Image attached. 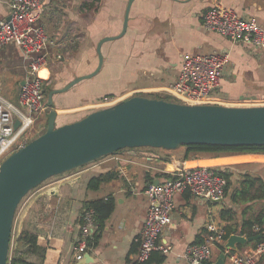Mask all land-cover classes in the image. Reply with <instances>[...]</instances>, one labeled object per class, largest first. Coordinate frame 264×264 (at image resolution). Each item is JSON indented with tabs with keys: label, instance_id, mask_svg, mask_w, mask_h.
Returning a JSON list of instances; mask_svg holds the SVG:
<instances>
[{
	"label": "crops",
	"instance_id": "1",
	"mask_svg": "<svg viewBox=\"0 0 264 264\" xmlns=\"http://www.w3.org/2000/svg\"><path fill=\"white\" fill-rule=\"evenodd\" d=\"M9 1L0 0V18L8 14ZM97 1L50 0L41 16L40 23L45 29L47 27L48 35L56 43L47 48L49 69L55 63V54L61 50L58 48L59 44L64 43L51 32V22H54V28L58 19L63 24L68 22L65 32L68 35L71 34L69 32H76L71 39L73 43L79 39L76 53L72 43V46L65 48L67 50L59 60L66 68L56 76L67 83L74 76L92 72L98 63V41L104 36L117 35L122 30L128 0H101L100 6L94 7V2ZM69 2L75 7L72 10L65 7ZM216 4L232 8L240 16L254 18L264 28V0H133L125 33L101 45L103 64L100 71L95 76L78 82L66 92L53 96L57 125L86 115L91 111L87 106L98 97L109 94L118 101L144 92V89L162 90L176 81L186 54H228L221 79L220 96L236 98L244 93H263L264 49L234 42L204 28L203 14ZM81 27L84 32H79ZM71 50L74 54L70 57ZM25 65L23 56L15 45L10 44L0 51V92L11 101L17 100L25 75ZM47 92L45 91L46 100ZM40 128L39 125L38 129ZM170 152L173 154L165 158L150 155L145 157L144 162L131 160L143 168L141 175L139 171L129 172L125 162L124 171L120 174L116 170L117 164L100 162L94 166L78 168L71 176L65 173L46 180L36 191L30 193L25 208L19 213L16 210L12 233L15 232L17 237L22 230H28L36 235L37 244L44 248L41 264H75L73 252L79 237L83 203L106 199L111 195L114 198V209L98 232L99 237L94 238L93 235L89 238L86 252L89 256H86L85 264H127L137 252L138 244L135 239L142 229L148 206L143 191L147 185L155 179L160 180L175 165L214 164L218 169L231 174L232 183L223 200L203 201L188 192L176 195L172 224L157 240L166 251H154L163 255L160 264H190L184 257V250L190 244L203 241L205 225L210 218L220 223L223 229L229 224L236 228L233 233L245 235L239 230L242 220L254 218V205L264 201H233L232 190L238 187L241 176L245 173L264 180V153L232 154L220 156L221 158L200 156L184 160L180 158L183 155L181 151ZM88 171L97 174L115 171L118 177L114 179L116 183L112 180L105 181L98 189L92 190L87 188L89 176L83 177ZM77 175L78 179L74 183H67ZM222 209H232L230 221L220 218ZM253 244L254 242H249L240 247V250L248 249ZM23 249L21 247L20 250ZM216 251L219 254L222 250L215 247L213 254ZM24 259L33 264L40 262L31 253H25Z\"/></svg>",
	"mask_w": 264,
	"mask_h": 264
},
{
	"label": "built area",
	"instance_id": "2",
	"mask_svg": "<svg viewBox=\"0 0 264 264\" xmlns=\"http://www.w3.org/2000/svg\"><path fill=\"white\" fill-rule=\"evenodd\" d=\"M49 3L50 0H10L8 14L0 18V51L13 44L26 63L25 81L20 86L17 100L11 101L0 92V163L8 154L33 138L32 134L38 130L35 125L40 122L41 115L49 111L45 94L50 80L47 48L55 43L40 23ZM202 23L206 30L234 42L264 49V28L254 18L240 16L232 8L217 4L211 6L204 12ZM60 56L57 54L58 58ZM227 61L228 54L225 52L186 54L178 78L162 90L182 103L223 104L224 99L219 92ZM124 162L121 159L114 162L117 166L120 165L121 172L124 171ZM77 177L78 175L73 176L72 179ZM225 185L226 179L214 164L175 165L166 171L158 183L148 184L143 190L148 200L146 215L139 236L135 239L138 244L137 252L127 264H147L154 250L166 251L157 240L172 224L176 195L188 192L203 201L220 202L225 196ZM97 229L95 209L84 208L73 252L74 261L80 260L87 252L89 238ZM205 229L203 241L190 244L184 250V257L190 264L212 260L213 249L225 242V231L215 219L210 218ZM252 232L262 235V239L240 253L224 249V264L258 263L264 254V224L253 225Z\"/></svg>",
	"mask_w": 264,
	"mask_h": 264
},
{
	"label": "water",
	"instance_id": "3",
	"mask_svg": "<svg viewBox=\"0 0 264 264\" xmlns=\"http://www.w3.org/2000/svg\"><path fill=\"white\" fill-rule=\"evenodd\" d=\"M132 1H127L121 32L98 41L96 68L87 74L74 76L63 87L49 90L46 100L49 111L44 131L8 154L0 163V264H8L14 216L22 198L54 176L123 149L149 147L168 151L183 144L264 145L263 104H187L134 94L92 110L77 120L57 125L53 96L66 92L100 71L103 64L101 45L125 33ZM119 166L116 170L120 174ZM153 183H158V179ZM257 238L258 235L231 233L225 239L223 249L240 253V247ZM86 256L89 254L85 253L75 264H85ZM225 258L222 250L210 264H224Z\"/></svg>",
	"mask_w": 264,
	"mask_h": 264
},
{
	"label": "trees",
	"instance_id": "4",
	"mask_svg": "<svg viewBox=\"0 0 264 264\" xmlns=\"http://www.w3.org/2000/svg\"><path fill=\"white\" fill-rule=\"evenodd\" d=\"M48 86V85H47ZM46 86V90H47ZM139 95L151 94L146 92H138ZM153 97L164 98L172 100L171 95L165 94L164 97H160V94H152ZM106 97H111V95H106ZM150 97V96H149ZM184 152L182 158L184 160H189L193 158H198L200 156H207L209 158H215L218 156L232 155V154H245V153H264V145H242V146H224V145H213V144H183ZM224 153V154H221ZM219 172L226 179L225 193L229 190L231 185L230 176L231 174L227 171L219 169ZM149 178V175L146 174ZM118 177L117 172L109 171L105 173H100L89 178L87 182V188L96 190L102 182L110 181ZM150 179V178H149ZM233 201H264V180L256 175H251L245 173L241 176L238 187L232 190ZM84 208L92 207L96 212V223L98 229L94 233V238L99 237V231L102 229L105 221L111 215L114 209V198L109 195L104 198L95 199L91 201H85L83 203ZM249 208V207H247ZM220 218L225 221H230L232 218V209H222L220 211ZM258 224H264V209L260 210L256 216L252 219H243L240 227V233L246 236L258 235L252 232V226ZM225 238H227L231 233L236 231L231 225L226 224L225 226ZM262 239V235H258V238L252 242L258 243ZM201 241V240H200ZM200 241H198L200 243ZM14 246L11 255L8 257V264H33L29 263L24 259L25 253H31L38 257L41 264L44 257V248L39 246L36 242V235L28 230H22L14 240ZM22 248V250H20ZM220 251L223 250V245L218 246ZM163 259V255L154 251L151 253L147 264H160ZM212 260L205 261L202 264H210ZM257 264H264V254L261 256Z\"/></svg>",
	"mask_w": 264,
	"mask_h": 264
},
{
	"label": "rangeland",
	"instance_id": "5",
	"mask_svg": "<svg viewBox=\"0 0 264 264\" xmlns=\"http://www.w3.org/2000/svg\"><path fill=\"white\" fill-rule=\"evenodd\" d=\"M61 1H65V0H61ZM100 3H101V0H98L97 2H94V7H99ZM65 7L69 8L70 10L75 8L74 6L71 5L70 2L68 4H65ZM86 13H87V11H86ZM42 22H44L43 19H42ZM57 22L58 23H57V26L55 28H54V22H51V25H50L51 32L55 33V37L59 41H64V43H62L61 45L59 44L60 47H58V48H61V50L57 51V53L55 54V57H54V62L55 63L50 66L51 67L50 68V75H49L50 80H49L48 86H47V90L48 91L53 89V88H60V87H56V85H60L61 87L66 85L65 84V83H67L66 80H64L62 78H58L56 76L58 72H60L64 68H66L64 65H61V62L59 63V60H60V57L65 54V50H67L65 48H69V46H72L74 44L73 47L75 46V48L73 50H74L75 53H76V51L78 49V48H76L77 47L76 44H78L79 39L75 40V43H73L74 41L71 40L72 38H74V33L76 34V32L75 31L69 32L71 34L68 35L67 31L65 32V30H67L66 26L69 23L67 22V23L63 24L60 19H58ZM61 26L63 27L62 29H61ZM46 29H47V27H46ZM78 30H79V32H84V29L82 27L79 28ZM57 54H60L61 56L58 58ZM73 54L74 53L71 50L69 56L71 57ZM21 63H23V62H21ZM137 84H142V82H137ZM12 85H13V87L15 86L13 82H12ZM2 86L5 89L8 88L4 84ZM144 92L151 93V94H146L147 96H150V97H153L152 94H156V93L160 94V97H164V95L166 94L163 90H158L157 91V89H144ZM93 93L94 92H92V94ZM171 99L175 100L173 97ZM223 99H224V103H223L224 105H233V106L234 105L235 106H246V105H258V104H263L264 105V92L261 93V94L260 93H254V94L253 93H244L243 96L236 97V98H228L226 96L225 97L223 96ZM115 102H117V98L102 96V97H98L95 100H93L91 102V104L89 106H87V108H88V110L92 111V110H96V109L108 106V105L113 104ZM39 121L40 122H37V124L35 126H37V128H39V125H40L41 128L38 129L37 131H34V133L32 134L33 138L36 137L37 135L41 134L44 131L45 123H46V114H42ZM170 151L171 150L167 151V150H164V149H161V148H149V147H140V148H135V149L132 148V149H129V150H123V151L117 152V153L112 154V155L104 156V157L96 160L95 162L94 161L90 162L89 164H87L85 166H82V167L83 168L84 167H89V166L95 165V163L97 164L99 162H103L105 164H111L112 165L114 162H116L117 159H121V160H125V162H127L126 166L129 169V172L139 171L140 175H141L143 168H141L138 165H135V163L131 162V160H135L136 162H144L145 161V157L146 156H150V155L152 157H156L157 156L158 158H165L166 156L168 157V156L173 154ZM172 151H179V152L181 151L182 154H183L184 147H179V148H177L175 150H172ZM221 154H224V153H221ZM180 158H182V155L180 156ZM216 158H221V157L218 156ZM82 167H80V168H82ZM75 171H76V169L73 172L67 173V176H71V175L75 174L76 173ZM96 174H97L96 172L88 171V172H86L83 175V177L87 178L89 176V178H90V177H92V176H94ZM140 175L138 177H140ZM69 180H72V178H70ZM112 181L114 183H116L114 179H112ZM44 183H42V184H44ZM33 191H36V188L31 190L30 192H28V194H26L22 198V200H21V202H20V204H19V206L17 208L18 213H19V211L21 212L25 208V206L27 204V200H29L28 196ZM240 202H243V201H240ZM262 209H264V202L260 203V204H257V205H254L255 212H254V214L252 216H256V214ZM15 237H16V234H15V232H13L12 233V238H11V243H10L9 255H11V253H12L13 246L15 244L14 243ZM217 255H218V251H216L213 254L212 261L216 259Z\"/></svg>",
	"mask_w": 264,
	"mask_h": 264
},
{
	"label": "flooded vegetation",
	"instance_id": "6",
	"mask_svg": "<svg viewBox=\"0 0 264 264\" xmlns=\"http://www.w3.org/2000/svg\"><path fill=\"white\" fill-rule=\"evenodd\" d=\"M135 149V148H134ZM123 150H129V149H123ZM123 150H120V151H123ZM120 151H118V152H120Z\"/></svg>",
	"mask_w": 264,
	"mask_h": 264
}]
</instances>
